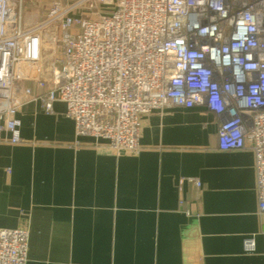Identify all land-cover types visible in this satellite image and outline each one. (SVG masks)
Returning a JSON list of instances; mask_svg holds the SVG:
<instances>
[{"label":"built area","instance_id":"1","mask_svg":"<svg viewBox=\"0 0 264 264\" xmlns=\"http://www.w3.org/2000/svg\"><path fill=\"white\" fill-rule=\"evenodd\" d=\"M22 3L0 0V143L21 142L24 100L46 114L63 103L77 137L116 155L139 153L142 116L205 107L220 151H252L264 224V0H77L30 27ZM27 250L26 230L0 229V264H26Z\"/></svg>","mask_w":264,"mask_h":264},{"label":"crops","instance_id":"2","mask_svg":"<svg viewBox=\"0 0 264 264\" xmlns=\"http://www.w3.org/2000/svg\"><path fill=\"white\" fill-rule=\"evenodd\" d=\"M16 117L21 142L0 143V229L27 231L26 264H264L254 155L220 151L205 107L142 116L136 155L77 137L60 102L46 114L24 100Z\"/></svg>","mask_w":264,"mask_h":264},{"label":"rangeland","instance_id":"3","mask_svg":"<svg viewBox=\"0 0 264 264\" xmlns=\"http://www.w3.org/2000/svg\"><path fill=\"white\" fill-rule=\"evenodd\" d=\"M77 0H23L21 6V21L26 27L41 23L45 14L54 4L70 9ZM50 52L48 51V54ZM48 57L45 55L44 60ZM47 60L45 61V64Z\"/></svg>","mask_w":264,"mask_h":264}]
</instances>
